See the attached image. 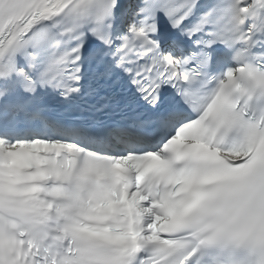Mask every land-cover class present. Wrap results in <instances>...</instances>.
<instances>
[{"label":"snow or ice","instance_id":"6c2138e0","mask_svg":"<svg viewBox=\"0 0 264 264\" xmlns=\"http://www.w3.org/2000/svg\"><path fill=\"white\" fill-rule=\"evenodd\" d=\"M0 264H264V0H0Z\"/></svg>","mask_w":264,"mask_h":264}]
</instances>
